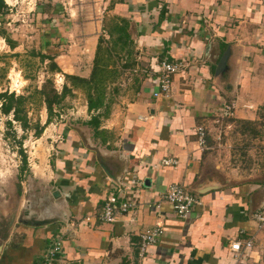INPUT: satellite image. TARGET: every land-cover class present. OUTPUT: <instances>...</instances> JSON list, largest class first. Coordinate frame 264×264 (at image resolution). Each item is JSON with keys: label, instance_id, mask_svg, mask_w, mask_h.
I'll return each mask as SVG.
<instances>
[{"label": "crops", "instance_id": "0c3cea01", "mask_svg": "<svg viewBox=\"0 0 264 264\" xmlns=\"http://www.w3.org/2000/svg\"><path fill=\"white\" fill-rule=\"evenodd\" d=\"M90 2L93 16L74 23L65 36L75 38L72 44L82 43L81 52L87 51L92 61L99 31L108 38L102 20L106 27L112 19L124 18L134 64L113 83L115 90L107 95L110 111L97 132L91 128L94 140L112 150L82 151L74 140L66 164L59 165L62 175L53 180L58 192L53 198L61 206L48 225L50 237L37 232L41 239L32 241L40 262L59 234L62 247L55 264H227L228 244L236 238L251 240L249 248L241 245L238 263L260 264L264 229L256 227L252 215L264 210V137L244 134L248 144L243 146L236 141L242 135L236 123L256 122L258 131H264V0ZM227 46L226 70L215 75ZM124 59L111 61L120 68ZM160 59L180 67L171 75L170 93L153 97ZM90 67L65 72L86 77ZM223 103L233 106L232 115L217 123ZM86 113L89 118L91 112ZM200 124L207 132L205 149L195 142ZM230 133L238 137L230 140ZM167 158L176 164H163ZM130 179L135 181L131 185ZM117 183L129 185L125 195L134 206L113 222H86L84 217L100 210ZM170 183L197 201L184 219L162 198ZM157 221L163 232L140 258L138 235ZM24 231L20 246L9 251L29 245L32 233Z\"/></svg>", "mask_w": 264, "mask_h": 264}, {"label": "rangeland", "instance_id": "374dc122", "mask_svg": "<svg viewBox=\"0 0 264 264\" xmlns=\"http://www.w3.org/2000/svg\"><path fill=\"white\" fill-rule=\"evenodd\" d=\"M2 2L5 8L0 14V90L28 94L34 89H39L44 78L49 76L54 88L59 91L61 83L64 82L61 73L70 74L66 72L74 66L81 72L89 68L91 58H87V51L81 52L84 46L77 41L72 44L71 39L75 38L66 37L65 32L75 27L74 23H81L80 19L93 16L91 6H87L88 3L91 5L90 0ZM104 21L105 19L102 20V27L105 29ZM99 32L102 35V32ZM3 37L14 42V47H9ZM34 53L51 56L61 73L50 74L47 71L50 59L43 58V61H40V56L33 55ZM63 57L64 60L59 63ZM57 78H61V83L55 81ZM32 98V102L25 105L27 120L30 124L39 122L43 125L46 119L43 106L35 95ZM63 105L59 114L52 115L51 120L43 125L39 136H34L31 128L22 130L16 122L10 120L11 115L4 116L0 113V231H3V236L6 237L1 249L4 256L0 259L1 264L8 255L10 259L7 264H31V259L32 264H41L36 252L37 246L32 245V241L41 239L34 234L37 232H42L43 239L50 237V225L31 228L28 227L30 225L22 223V220L54 218V213H57L61 203L52 196L55 190L53 180L55 176L62 175L59 165L66 164L68 158L64 156L71 154L69 150H73L69 148L70 143L76 140L84 147L82 151L91 148L95 151L112 150L110 144L101 145L96 142L91 128L85 124L88 115L84 95L79 89L73 90V95L66 97ZM54 111L56 113L57 110ZM7 120H10V125L6 124ZM236 124L239 130H243L240 141H236L243 146L248 144L245 140L248 135L243 136L244 134L264 137V131L259 132L260 129L256 128V122ZM222 136L224 139L225 134ZM232 136L238 137L237 134L230 133V140ZM262 145L263 143H260V146ZM20 150L25 155L24 167ZM262 152L260 148V154ZM65 208L69 209L68 206ZM29 228L32 233L27 240L29 245L19 251H9L20 246L26 236L24 230ZM226 262H232L229 255L226 256ZM260 264H264V261H260Z\"/></svg>", "mask_w": 264, "mask_h": 264}, {"label": "trees", "instance_id": "16d2710c", "mask_svg": "<svg viewBox=\"0 0 264 264\" xmlns=\"http://www.w3.org/2000/svg\"><path fill=\"white\" fill-rule=\"evenodd\" d=\"M5 5L0 0V14L4 11ZM108 38L102 36L97 37L91 67L86 77L74 74H62L59 72V67L52 60V57L47 54H33L40 56V61L43 58L50 59L47 65V71L50 74L61 73L63 83L59 91H57L52 82L51 77H45L41 82L39 89H34L28 94H15L13 91L6 89L0 90V113L4 116L11 115L10 120L16 122L22 130L32 129L34 136H39L43 125L49 122L52 115H58L62 109L64 99L73 95V90L79 89L84 95L85 107L88 112H91L88 120L85 122L93 131L97 132V127L101 119L107 117L111 106V91L115 90V80L122 70L132 67L133 62V43L128 33V21L124 18L112 19L108 26L105 27ZM4 38V37H3ZM9 47H14V42L4 38ZM123 60L124 63L120 68L115 66L111 59ZM165 60V59H160ZM168 61V60H165ZM109 62L111 66L108 67ZM172 62V61H168ZM110 87V90H109ZM35 95L38 102L42 104L46 114V119L43 125L39 122L30 124L26 117L25 105L32 102V96ZM57 110L56 113L54 110ZM262 117L261 119H263ZM10 120L6 121L10 125ZM238 125L250 124L248 121H238ZM241 133L243 132L240 129ZM251 136H255L251 134ZM207 138V137H206ZM207 140V139H206ZM22 167L25 166V155L21 152Z\"/></svg>", "mask_w": 264, "mask_h": 264}, {"label": "built area", "instance_id": "2783aa9c", "mask_svg": "<svg viewBox=\"0 0 264 264\" xmlns=\"http://www.w3.org/2000/svg\"><path fill=\"white\" fill-rule=\"evenodd\" d=\"M180 64L178 62H168L161 60L158 62V71L154 90L152 91L153 97L167 96L170 93L171 75L174 74ZM57 77V76H56ZM63 78V77H62ZM61 83V78L57 80ZM62 84V83H61ZM246 108H252L251 105H245ZM233 106L231 104L223 103L219 112L216 115V122H219V118H226L232 115ZM206 129L203 125H196L195 127V142L200 149L206 148ZM163 164L175 165L176 160L173 158H167L162 160ZM109 180V178H106ZM133 179L129 180V185L134 183ZM129 185L115 184L113 190L108 192L105 196L101 208L99 211L87 215L84 217L86 222L90 220L100 222H113L117 215L123 214L128 211L134 202L126 197V191L129 190ZM162 198L167 202L174 214L184 219L187 217L192 205L197 204V201L193 196L188 194L181 185L177 183H170L167 185L165 191L162 193ZM252 218L258 229H264V210L256 211L253 213ZM163 232L162 224L155 222L150 228H147L138 235V248L137 255L142 258L147 253V250L152 246L157 238L161 236ZM249 248L251 246V240L234 239L229 242L228 249L231 251L232 263L239 264L238 259L240 257V248ZM62 241L59 234H56L54 238L49 242L47 248L41 254V264H55L56 256L61 252Z\"/></svg>", "mask_w": 264, "mask_h": 264}, {"label": "water", "instance_id": "95a60500", "mask_svg": "<svg viewBox=\"0 0 264 264\" xmlns=\"http://www.w3.org/2000/svg\"><path fill=\"white\" fill-rule=\"evenodd\" d=\"M230 54V50H229V47L227 46L221 53L217 63H216V66H215V69H214V74L215 75H219V74H222L225 70H226V62H227V59H228V56ZM58 195V192L57 191H53L52 192V196L53 197H56ZM54 221L53 218H49V220H32V221H24L22 220V223H24L26 226L30 225V226H40V225H44V224H49V223H52ZM3 243H4V239L0 238V252H1V249H2V246H3Z\"/></svg>", "mask_w": 264, "mask_h": 264}, {"label": "flooded vegetation", "instance_id": "af4514ba", "mask_svg": "<svg viewBox=\"0 0 264 264\" xmlns=\"http://www.w3.org/2000/svg\"><path fill=\"white\" fill-rule=\"evenodd\" d=\"M28 227H35V226H28ZM0 237H2L5 240L6 237L3 236V231H0ZM1 257H3L2 252H0V259H1Z\"/></svg>", "mask_w": 264, "mask_h": 264}]
</instances>
